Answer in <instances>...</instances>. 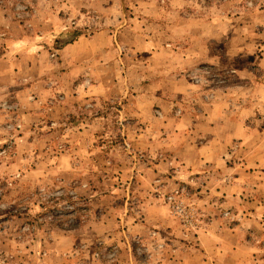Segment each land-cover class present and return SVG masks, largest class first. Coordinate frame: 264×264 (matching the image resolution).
I'll list each match as a JSON object with an SVG mask.
<instances>
[{
  "label": "rangeland",
  "instance_id": "1",
  "mask_svg": "<svg viewBox=\"0 0 264 264\" xmlns=\"http://www.w3.org/2000/svg\"><path fill=\"white\" fill-rule=\"evenodd\" d=\"M0 264H264V0H0Z\"/></svg>",
  "mask_w": 264,
  "mask_h": 264
},
{
  "label": "trees",
  "instance_id": "2",
  "mask_svg": "<svg viewBox=\"0 0 264 264\" xmlns=\"http://www.w3.org/2000/svg\"><path fill=\"white\" fill-rule=\"evenodd\" d=\"M75 40H76V38L72 37L71 39H68V40L66 41V43H72V42H74Z\"/></svg>",
  "mask_w": 264,
  "mask_h": 264
}]
</instances>
